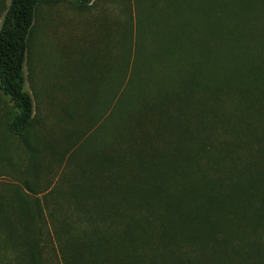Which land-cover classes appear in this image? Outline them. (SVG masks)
Segmentation results:
<instances>
[{
    "label": "trees",
    "instance_id": "1",
    "mask_svg": "<svg viewBox=\"0 0 264 264\" xmlns=\"http://www.w3.org/2000/svg\"><path fill=\"white\" fill-rule=\"evenodd\" d=\"M52 1L10 0L3 16L0 89L15 109L0 120V139L3 129L24 144L37 138L23 70L37 9ZM122 2L129 18L117 48L129 47V62L112 68L85 125L51 153L62 162L71 151L57 186L43 192L38 167L28 166L13 198L0 195V260L44 264L47 247L62 264H264V35L250 27L255 10L165 0L175 25L152 21L155 51L167 60L183 49L193 61L178 88L167 81L148 92L143 67L155 53L140 39V11Z\"/></svg>",
    "mask_w": 264,
    "mask_h": 264
},
{
    "label": "rangeland",
    "instance_id": "2",
    "mask_svg": "<svg viewBox=\"0 0 264 264\" xmlns=\"http://www.w3.org/2000/svg\"><path fill=\"white\" fill-rule=\"evenodd\" d=\"M132 1L136 14L140 11L138 25L143 34L140 37L139 32V37L144 39L147 51L155 53L153 60L143 67L147 70L146 78L143 79L148 85L146 89L148 88V92L149 89L154 91L155 86L159 87L158 84L167 81L171 82L175 89L178 88V80L191 68L192 56L179 49L180 59L170 56L167 60H161L162 52L160 49L155 51V48L161 46L160 40L153 39L154 34L159 32V27L152 21L164 22L172 27L175 25L174 18L168 14L171 8L163 6L165 0H155L157 9L147 7L150 0ZM219 2L235 8L246 3V8H253L255 13L250 27L257 30V34L264 35V0ZM123 3L122 0H58L43 3L38 7L23 70L26 90L32 95L36 109L37 138L34 140L31 137L24 144L3 129V139H0V195L3 197L13 198V188L22 185L21 181L24 183L26 179L18 173L28 166L32 170L38 167L42 191H49L57 186L58 179H61L65 172V164L71 151L65 154L62 162L52 158L51 153L54 149H64L63 136L68 130L85 125V112L93 101L94 90L100 83L108 80L112 68L120 71L123 59L126 66L129 62L130 50H126L129 47L117 48L123 32L119 24H124V20L129 18L124 14ZM9 4L10 0H0V27ZM185 5L183 10L187 8V12L191 4ZM183 14L181 12V16ZM184 16L177 18V22L182 21V18L187 19V13ZM232 16L233 22L245 20L238 19L235 14ZM189 19L196 22L192 17ZM132 38L136 40L137 37L134 34ZM255 47L258 49L261 45L256 44ZM239 52L243 54L246 50L242 48ZM122 55L125 57L122 58ZM122 82L121 78L115 84L120 85ZM14 109V103L0 89V120L5 123V112ZM106 110L107 107L100 108L99 113L95 110L98 113L96 116L102 117L100 124H107L110 111ZM73 120L75 121L70 125L69 122ZM32 181L28 179V182ZM35 189H38L36 185ZM44 250V264H62L54 255L48 257V253H54L51 249L45 247ZM6 252L9 255L14 254L12 249ZM0 264L5 262L0 260Z\"/></svg>",
    "mask_w": 264,
    "mask_h": 264
}]
</instances>
